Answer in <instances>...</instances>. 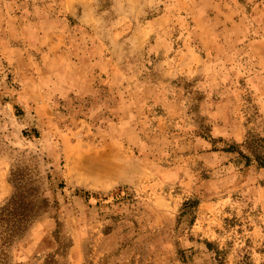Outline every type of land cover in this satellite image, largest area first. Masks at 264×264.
Listing matches in <instances>:
<instances>
[{"label": "rangeland", "instance_id": "374dc122", "mask_svg": "<svg viewBox=\"0 0 264 264\" xmlns=\"http://www.w3.org/2000/svg\"><path fill=\"white\" fill-rule=\"evenodd\" d=\"M263 136L264 0H0V264H264Z\"/></svg>", "mask_w": 264, "mask_h": 264}, {"label": "trees", "instance_id": "16d2710c", "mask_svg": "<svg viewBox=\"0 0 264 264\" xmlns=\"http://www.w3.org/2000/svg\"><path fill=\"white\" fill-rule=\"evenodd\" d=\"M36 136L39 137L38 133H36ZM243 146L246 152H238L246 164L249 166L255 160L264 168V136L256 139H248ZM13 183L15 187L14 194L0 213V227L4 229V233L0 234V241L4 247L6 245L10 246L17 237L21 236L28 229L31 222L38 216L39 211L35 213L34 210H40L37 203L33 201L27 204V206L21 207L20 203L25 199H23L22 194H19V190H23L25 185H23V180L19 176L18 178L16 177V174H14ZM20 209L23 210V213L18 214Z\"/></svg>", "mask_w": 264, "mask_h": 264}]
</instances>
